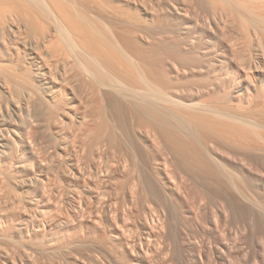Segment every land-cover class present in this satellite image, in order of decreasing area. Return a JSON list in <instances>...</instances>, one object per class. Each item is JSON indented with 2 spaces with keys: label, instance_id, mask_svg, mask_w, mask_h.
Returning a JSON list of instances; mask_svg holds the SVG:
<instances>
[{
  "label": "bare ground",
  "instance_id": "6f19581e",
  "mask_svg": "<svg viewBox=\"0 0 264 264\" xmlns=\"http://www.w3.org/2000/svg\"><path fill=\"white\" fill-rule=\"evenodd\" d=\"M231 45L260 55L264 0H0V264H178L194 222L231 264L264 221L215 165L264 191V87L252 132L198 101L221 86L200 54Z\"/></svg>",
  "mask_w": 264,
  "mask_h": 264
},
{
  "label": "rangeland",
  "instance_id": "374dc122",
  "mask_svg": "<svg viewBox=\"0 0 264 264\" xmlns=\"http://www.w3.org/2000/svg\"><path fill=\"white\" fill-rule=\"evenodd\" d=\"M171 4L172 2L170 1L169 5ZM238 33V31H232L231 34H229L230 38H234L237 41V44L238 42H240V38H242V36ZM263 47L264 45L260 46V55L258 57L255 55L256 52L243 53L242 51H240V49L233 50L232 45L225 52H222L221 50H210L212 51L211 53L213 55L212 61L200 54L202 61H199V63L206 65L208 69L212 70L213 75L210 82L213 83L215 79L214 77H218L221 82V86H218L217 91L206 93L205 95L200 96L198 101L202 104H215L217 106L218 102L223 101L226 107L233 108V110L243 113L244 115H246V117L244 118V121H241L240 127L248 130L249 132L254 131L250 124H252V122H254L259 116L252 114L249 110V103L251 95H253V93L251 91L247 92L244 88V85L247 82H251L256 87H264V57L261 54V49ZM233 56L236 59L235 61H231ZM227 57H230L228 61H226L225 59ZM196 76V78H201L203 80L205 79V74H198ZM182 77L187 78L186 75H183ZM191 87L194 89V91L192 92L197 93L196 88H194L193 86ZM191 87L189 86L188 88ZM186 93H189V91L186 90ZM200 108L202 107L199 106L198 109ZM198 109L196 111L188 112L196 114L198 112ZM245 120H248L249 122ZM256 131L262 132V130L259 128H257ZM253 137L256 138L257 136L253 135ZM219 159L215 160L216 168L220 170L227 169L230 175V178L226 183V190L230 189L232 191L228 194V196H235L237 198L236 193L233 191L234 187L236 186V188H239L242 192H245L251 199H254L256 201L260 200V204L264 208V200L260 198V192L264 191H262L261 189L257 190V188L255 189L256 184L253 185L252 182L251 186L249 185L248 180H250V171L241 170L239 168V165L234 164L232 161ZM263 224L264 221H262L258 229L254 228V230L250 229L246 232V234H253V239H249L248 243L244 244L237 242L239 241L238 239L237 241L236 239L233 240L235 236L232 238V241H230L232 247L235 246L236 248V246H240V244L242 245L240 246L241 252H239L238 257L235 256L233 257V259L231 258V264H264V232H262V230H264V226H262ZM188 225L191 227L187 226V229L186 227H184L180 231V239L178 245L180 246L179 248H181V252L178 264H210L208 263V257L204 253L206 251L207 244V246L209 247L208 240L203 239L200 234L197 236V234L199 233L198 231H200V227L198 226V224L196 225V228L195 222L194 224L188 223ZM192 226H194L195 230H192ZM191 230L194 231V233ZM190 233H193L194 235H191ZM195 236L197 237L195 238ZM200 239L205 241L202 242ZM235 241L236 245H234ZM199 245H203L205 251L201 249ZM195 248H197V250H201H196V257L193 258L192 252H194L193 249L195 250Z\"/></svg>",
  "mask_w": 264,
  "mask_h": 264
}]
</instances>
